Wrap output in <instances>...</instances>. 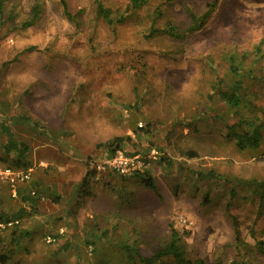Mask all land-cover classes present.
<instances>
[{
  "label": "rangeland",
  "instance_id": "obj_1",
  "mask_svg": "<svg viewBox=\"0 0 264 264\" xmlns=\"http://www.w3.org/2000/svg\"><path fill=\"white\" fill-rule=\"evenodd\" d=\"M96 1L69 0L70 21L60 0H13L12 21L0 24V103L42 126L13 127L32 148L31 180L4 183L10 165L0 160L1 209H29L23 197L41 196L39 213L21 225L31 238L17 244L5 234L0 264L4 256L6 264H130L120 242L136 240L151 253L172 228L190 260L230 264L244 255L264 264V133L258 149L244 152L230 139L240 117L264 106L263 92L250 83L259 95L254 104L232 110L211 89L216 75H226L224 54L258 47L264 54V0H148L137 11L127 10L131 0H100L124 14L116 26L96 18ZM212 3L217 7L203 30L185 41L151 36L168 24L185 31L189 15ZM35 5L38 20L21 27ZM116 138L122 150L114 156L149 155L143 171L156 191L106 170L88 178L90 195L82 192L84 177L108 160L106 146ZM196 170L229 180L198 182ZM234 222L246 243L241 252Z\"/></svg>",
  "mask_w": 264,
  "mask_h": 264
},
{
  "label": "trees",
  "instance_id": "obj_2",
  "mask_svg": "<svg viewBox=\"0 0 264 264\" xmlns=\"http://www.w3.org/2000/svg\"><path fill=\"white\" fill-rule=\"evenodd\" d=\"M11 1L13 0H0V24H5L12 21L13 17L11 11L9 10V7L7 6ZM68 1L69 0H60V4L63 9V14L68 18V20L73 21L75 20V16L72 15L69 11ZM147 3L148 0H131L127 10L137 11L146 6ZM95 4L97 19L103 20L109 26H116L124 22V14H118L119 12L105 7V5L100 0H97ZM216 7L217 3H212L207 5L206 10L201 15L191 13L189 15L190 26L185 31H179L176 26L168 24L163 29L154 28L151 36L162 33L173 40L185 41L190 34H194L203 30L206 23L215 12ZM31 14L32 15L29 21L22 24L21 27H31L36 23L40 14L38 5L33 6ZM251 60L252 66L245 67L244 65L246 64V62ZM263 61L264 54L262 55V50L260 47H258L256 51H247L242 53L241 55L236 54L235 52L224 54L222 63L226 66V75L223 77L216 75L211 87L220 102L224 103L232 110H243L246 106L253 105V100L259 95L253 92L254 89H249L247 85H249L250 83L258 90H262V95L264 96V67H256L258 63L261 64ZM259 72H261V74H259ZM250 96L252 97V100L250 99ZM4 103L5 101H2V103H0V108L2 110V113L0 110V152L2 153L0 160L6 165H10L7 169H11L13 172H21L23 174L29 173L31 176V164L28 159V155L31 153L32 148L24 141L17 139L13 127L15 125L30 124L35 131L40 132L42 126L38 122H35L30 117L24 114H17L15 110H12L9 105H6V103ZM257 112V114L251 116L250 118L240 117L235 126H233V128H237V131L235 130V132L232 133L230 139L235 142V147L239 152L258 149L262 144L264 133V106L257 109ZM44 133L45 131H43V134ZM121 143L122 139L116 138L106 146L108 151L106 159L112 158L118 150H122ZM186 156L194 159L197 157V154L194 152H190L187 153ZM87 167H90V165H87ZM96 173L97 170L94 168L93 171L86 174L82 181V192H84L86 195H90V179L88 180V178L95 177ZM192 174L198 182L207 184H211L212 181L216 180H226L225 176L220 175L214 170L206 172L204 170H196L193 171ZM122 177L137 178L145 185V187L156 191V186L153 178L151 177L150 171H143L142 169L133 172L131 176L123 175ZM228 180L229 179H227L226 181ZM3 182L8 184L9 186L11 185L10 181L7 179L3 180ZM15 183L18 186L19 184H21V181L17 180ZM15 194L16 196H20L21 191L16 189ZM40 199L41 196L38 195V192L32 191L28 193V195L23 197V203L27 204L29 206V209L26 206H21L14 211H7L0 208V224H3L5 226L0 232V240L2 239V237H4L5 234H8L10 232L11 236L13 237V241L17 244H19V242H21L23 239L25 240L31 238V233L28 232L27 229H22L21 225L23 219L39 213L37 204ZM56 200H58L57 196ZM262 200L264 201V193H262L260 196V203H262ZM9 224H11V226H9ZM42 225L43 224H41V226ZM234 227L236 243V246L234 247L241 252L243 248L246 247V243L240 237L241 233L238 230L236 222H234ZM63 233L64 232L60 231V234L58 235L63 236ZM108 233V230H103L102 236L109 237ZM48 237L52 239V242L50 243L53 244V241L56 240V237H54L53 235ZM120 244L122 245V250L126 255L127 261L130 264H206L202 259L190 260L186 257L181 234L173 228L170 230V235L167 236L166 240H161L158 247L151 253H145L141 250V248L137 247L136 240L132 243H129L126 240L120 242ZM258 244L261 245L262 243L259 242ZM8 261L9 258L5 256L1 257L2 264H6ZM230 264L254 263L253 261L244 257V255H242V257L236 259L235 261H232Z\"/></svg>",
  "mask_w": 264,
  "mask_h": 264
},
{
  "label": "built area",
  "instance_id": "obj_3",
  "mask_svg": "<svg viewBox=\"0 0 264 264\" xmlns=\"http://www.w3.org/2000/svg\"><path fill=\"white\" fill-rule=\"evenodd\" d=\"M151 154H155V151H152ZM145 156L148 157L149 155H144V157ZM146 157H127L123 153L118 152L113 158L108 159L101 164H98L96 167L97 171L99 172L112 170L113 172H116L120 175H128L135 171L142 170L147 165L148 158ZM149 160H151L150 157ZM2 173L1 174L5 175L6 179H8L12 184H14L17 180L23 182L30 179L29 173L23 174L21 172H13L11 169H6ZM9 226H11V224H9ZM4 227L5 226L3 224H0V232ZM50 239L51 238H49V241Z\"/></svg>",
  "mask_w": 264,
  "mask_h": 264
}]
</instances>
